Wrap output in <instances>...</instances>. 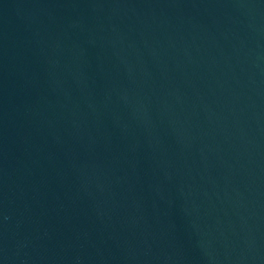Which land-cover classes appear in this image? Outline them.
Returning a JSON list of instances; mask_svg holds the SVG:
<instances>
[{
	"label": "water",
	"instance_id": "1",
	"mask_svg": "<svg viewBox=\"0 0 264 264\" xmlns=\"http://www.w3.org/2000/svg\"><path fill=\"white\" fill-rule=\"evenodd\" d=\"M0 264H264V0H0Z\"/></svg>",
	"mask_w": 264,
	"mask_h": 264
}]
</instances>
